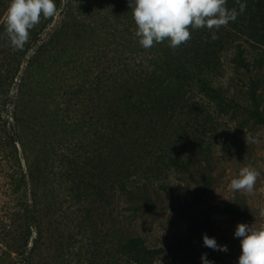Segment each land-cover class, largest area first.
Segmentation results:
<instances>
[{
	"label": "trees",
	"instance_id": "1",
	"mask_svg": "<svg viewBox=\"0 0 264 264\" xmlns=\"http://www.w3.org/2000/svg\"><path fill=\"white\" fill-rule=\"evenodd\" d=\"M7 2L10 0H0L3 12ZM55 3L56 14L41 18L22 49L11 46L5 32L6 16L0 23V84L7 87L4 99L13 85L17 91L12 99L14 133L9 137L14 150L0 149V168L7 165L11 169V197L18 201L16 208L5 202L0 206V245L5 247L0 251V264L15 259L32 264L33 252L40 251L48 238L61 242L59 214L67 201L60 192L62 185L77 206L71 213L77 217L71 220L81 224L77 214L84 213V219L93 214L99 227L109 224V233L98 231L102 246L108 235L109 264H165L171 257L176 259L171 248L162 243L147 245L137 220L141 210L155 208L159 191L173 193L168 181L155 183L154 174L163 169L186 179L195 168L192 159L165 153L176 111L194 106L193 94H197L212 99L215 104H210L223 112L240 114L244 110L245 120L264 126V98L259 93L264 90V76L258 72L261 61H246L240 52L235 55L236 67L247 80V104L242 109L212 85L223 42L220 32L213 40L206 28L190 29L191 38L176 48L166 40L144 49L135 35L137 26L128 0ZM60 15L62 19L53 24ZM72 24L82 34L74 43L68 37ZM244 30L252 31L249 27ZM64 41L71 48L63 51ZM72 65L77 66L71 69ZM48 75L51 79L65 75L67 80L70 76L76 85L67 87L68 99L54 100L51 111L59 127L72 116L67 124L70 138L64 137L66 134L58 139L39 135L30 141L21 130L20 100L28 80L46 83ZM70 90L75 91L74 96ZM113 149L119 155L113 154ZM52 163L63 169L61 181L54 185L48 177ZM29 241L32 248L24 250Z\"/></svg>",
	"mask_w": 264,
	"mask_h": 264
},
{
	"label": "rangeland",
	"instance_id": "2",
	"mask_svg": "<svg viewBox=\"0 0 264 264\" xmlns=\"http://www.w3.org/2000/svg\"><path fill=\"white\" fill-rule=\"evenodd\" d=\"M241 3L246 5L243 13L239 12ZM8 5L9 2L5 4L4 12L0 6V23L5 19ZM226 6L237 10V24L230 22L222 27L224 31H217L220 32L223 42L219 47L220 61L215 66L212 85L222 89L226 97L235 99L236 105L244 109L247 104L244 95L247 80L243 70L236 67L235 55L240 52L246 61L260 60L262 69L258 72L261 71L260 76H264V0H227ZM61 19L62 16H58L53 24ZM72 26L73 28L69 27L68 37L73 39L74 43L80 40L82 34L78 32L80 30L77 25ZM248 27L252 31L244 30ZM75 46L77 47L78 43ZM68 47L71 48L65 45L64 41L61 47L63 51ZM79 53H76V57L80 59ZM76 66L72 65L70 68ZM69 77L67 80L65 75H57L51 79L48 75L50 80L40 84H35V80H28L20 100V115L23 117L21 130L30 141L39 135L58 139L66 134L64 137L70 138L68 131L71 128L67 127V124L72 116L65 121L66 125L59 127L58 118L51 113L55 107L54 100L68 99L69 97L65 96L69 93L67 87L72 84L75 88L76 85ZM6 88L0 84V149L10 151V148L14 150V144L9 139L14 133V123L11 119L14 108L12 99L17 91L13 85L9 97L4 99ZM259 93L264 98V90ZM70 95L74 96L75 91L70 90ZM193 97L194 106L190 104L181 112L176 111L171 139L165 147V153L167 156L173 155L181 159L190 158L195 162V168L186 179H180L173 172L163 169L159 174H154L155 183L168 181L173 186V193L159 191L160 197H154L155 208L141 210L137 225L147 245L162 243L171 248L176 259L171 257L170 261L167 260L168 264H202L203 254H207L208 260L213 264H237L241 246L240 239L234 237L236 226L254 223L256 226H264V126L253 125L245 120L247 114L244 110L240 114H232L231 110L223 112L210 104L214 103L212 99L197 94H193ZM63 115L67 113L64 112ZM16 144L15 149L20 155ZM43 154H40V159H43ZM113 154L119 155L114 149ZM248 166L259 173L254 192L249 194L244 191H232L229 188L231 179L241 168ZM3 167L4 172L0 170V206L5 202L8 206L16 208L18 201L13 200L10 192L14 179L8 178L11 169L7 165ZM62 173L63 169L52 163L49 183L54 185L60 182ZM44 186L48 187L47 184ZM59 188L68 201L59 214L62 240L59 242L48 238L40 251L33 252L32 264H109L108 235L103 238V242L107 244L103 246L98 236L100 229L103 234L109 233V224L104 223L99 227L93 214L89 216L90 219H84V213L77 214L81 215V224L71 220L77 217L76 214H71L77 206L69 200L67 188L64 190V185ZM204 235L215 238L218 245H226L228 251L205 247ZM30 248L31 241L24 250L29 251ZM4 249L5 247L0 245V251ZM13 262L24 264L16 259L8 264Z\"/></svg>",
	"mask_w": 264,
	"mask_h": 264
},
{
	"label": "clouds",
	"instance_id": "3",
	"mask_svg": "<svg viewBox=\"0 0 264 264\" xmlns=\"http://www.w3.org/2000/svg\"><path fill=\"white\" fill-rule=\"evenodd\" d=\"M226 4L227 0H128L137 26L135 35L144 49L166 40L176 48L191 38L190 29L206 28L212 33L211 39H217L216 32L238 15L236 9H229ZM245 7L241 3L239 12L243 13ZM56 12L55 0H10L5 12V32L11 46L22 49L41 18H50ZM258 176L256 169L243 167L231 179L229 188L251 194ZM234 237L240 239L241 246L237 264H264V226L238 224ZM203 244L213 250L228 251L226 245H218L215 238L207 235L203 236ZM201 260L202 264H213L207 254Z\"/></svg>",
	"mask_w": 264,
	"mask_h": 264
}]
</instances>
